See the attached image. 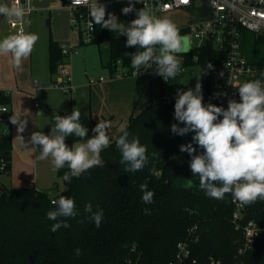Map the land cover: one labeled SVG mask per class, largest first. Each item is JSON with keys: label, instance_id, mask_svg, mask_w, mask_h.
<instances>
[{"label": "trees", "instance_id": "1", "mask_svg": "<svg viewBox=\"0 0 264 264\" xmlns=\"http://www.w3.org/2000/svg\"><path fill=\"white\" fill-rule=\"evenodd\" d=\"M126 39L97 27L92 43L108 49L109 60L102 59V63L112 72L119 61L124 68L132 69L131 54L140 49L126 47ZM242 49L251 64L264 67L263 37L243 30ZM49 54L50 72L54 75L62 55L52 39ZM194 55L197 63L192 61ZM217 55L212 43H206L184 54V64L199 67L204 105L211 103L226 109L218 97L211 95V76L222 66ZM8 102L0 94V103ZM174 104L152 103L131 116L122 129L129 132V140L136 138L147 148V163L139 171L125 172L128 164L120 163L122 153L116 140L121 130L101 152L105 166L73 177L70 183L64 181L65 189L55 197L35 188L0 186V264H172L178 243L191 236L197 241L191 243V257L184 264H210L211 259L221 264H264V200L244 205L243 223L256 222L261 231L241 259L238 250L244 243V234L233 223L234 199L230 193L222 200L213 199L200 188L199 176L190 170L191 156L181 152L180 145L192 143L196 154L203 149L193 142L195 133L180 136L171 131L173 124L184 127L174 118ZM92 120L94 125L99 122ZM79 139L68 136L65 143L72 147ZM11 151V137L4 135L0 152L6 167L0 174L11 170ZM67 170H58V177L62 179ZM141 184L154 192L152 203L142 201ZM61 195L75 201L77 215L49 220L47 213L56 209L52 199L58 200ZM88 204L93 212L103 211L99 228L91 213L85 211ZM65 219L70 227L50 230L54 223ZM77 248L80 255H76Z\"/></svg>", "mask_w": 264, "mask_h": 264}, {"label": "clouds", "instance_id": "2", "mask_svg": "<svg viewBox=\"0 0 264 264\" xmlns=\"http://www.w3.org/2000/svg\"><path fill=\"white\" fill-rule=\"evenodd\" d=\"M73 3H83L89 7L90 29L94 22L102 28L125 35L126 47L140 49L131 54L132 69H147L155 65L156 74L165 81L181 74L177 54L184 51L183 38L170 19L156 16L146 5L136 11L134 0H128V6L122 9V13L128 15L135 11L137 18L125 25L118 23L114 14L106 13V7L98 4L97 0L91 4L88 0H73ZM135 3H142V0H135ZM0 15L19 19L24 15V10L17 6L10 8L0 5ZM38 39L37 34L23 30L9 35L0 40V55L11 54L12 65L23 71L22 62L30 56ZM208 68L211 69L212 65L209 64ZM261 76L264 77V73ZM199 79L195 89L177 90L174 118L184 127L178 124L171 126V131L180 136L195 133L192 140L203 149L201 154H196L192 143L180 145V151L188 152L191 156L192 174L199 176V186L210 198L222 200L230 193L235 201L243 205L253 204L258 199L264 200V80L242 83L238 87L240 102L230 99L225 109L211 103L204 105ZM80 117L81 112L76 108L68 116L54 115L55 123L49 135L36 131L30 138V143L40 149L35 159L44 161L51 158L55 171L68 169L62 176L67 183L94 167H104L101 152L110 144L107 129L111 127V122L100 120L92 129L94 135L91 138L69 147L65 143L66 137L75 136L81 140L87 137L88 129L81 124ZM11 122L19 124L18 132L25 130V122L13 117ZM128 137L129 132L122 130V135L116 140V147L122 153L120 163L128 164L125 172H136L147 163V148L138 139L129 140ZM139 187L143 193L142 201L152 203L154 192L148 190L147 184ZM52 203L56 209L47 213L49 220L58 221L61 217L77 215L75 201L71 198L61 195ZM85 211L91 213L92 221L99 228L103 211L93 212L91 204L85 206ZM68 227L70 225L65 219L54 223L50 230L56 232ZM80 253L81 250L77 248L76 255Z\"/></svg>", "mask_w": 264, "mask_h": 264}, {"label": "crops", "instance_id": "3", "mask_svg": "<svg viewBox=\"0 0 264 264\" xmlns=\"http://www.w3.org/2000/svg\"><path fill=\"white\" fill-rule=\"evenodd\" d=\"M65 1L30 0L29 5L33 10L31 13L24 14L19 19L4 16L0 18V40L11 35L10 22L12 20L21 22L22 27L28 24L31 28L33 12H49L53 23L57 22L56 16H64L65 23L63 32L58 31L54 26L52 35L46 38V45H42V41H40L39 47H36L35 51L33 50L30 56L23 60V71L17 70L12 65L11 54L0 55V92L7 93L8 116L10 118V122L5 125L4 134L10 135L12 141L11 170L9 173L0 174V177L5 178L3 184L0 182V186L35 188L44 192L59 186L60 178L52 167L51 158L44 161L35 159L39 155L40 149L39 146L30 143V138L36 131L49 135L55 123L54 115L63 116V108L70 114L74 108L79 110L81 112L80 122L88 129L87 137L84 140L79 139L75 143H83L94 135L92 129L95 125L92 119L111 122V127L107 129L111 143L118 133L127 126L131 116L139 114L152 103L161 102L167 91L177 92L178 89L180 91L190 89L178 79L179 75L175 79H171L170 84L166 86L160 79L146 75L115 77L117 68L115 72L110 70L111 76L103 78L102 81L101 78L90 79L86 60L83 61L84 68L80 71L78 66L73 68L71 60L67 59L66 62L72 70L73 89L68 94L70 98H66L65 102L63 100L66 103L63 104L62 101H59V92L61 91L51 86L56 80V73L53 75L50 72L49 41L52 39L59 46L69 40L75 45L82 44L81 39L80 43L78 39L73 40L74 33L70 29L71 13L65 7ZM112 1L115 4L128 2V0ZM22 2L24 4L25 1ZM15 4V0H0V5L10 8ZM135 4L134 2V6ZM35 83L38 84L37 87H34ZM37 99L42 101L43 106L39 105ZM12 117L18 119L19 122H25L26 126L23 132H18L19 124H13ZM63 190H58V194Z\"/></svg>", "mask_w": 264, "mask_h": 264}, {"label": "built area", "instance_id": "4", "mask_svg": "<svg viewBox=\"0 0 264 264\" xmlns=\"http://www.w3.org/2000/svg\"><path fill=\"white\" fill-rule=\"evenodd\" d=\"M22 1L15 0V6L22 8L24 14L31 13L33 10L29 5L30 0H24V4ZM206 1L208 4L207 14L203 16L195 14V9L205 4ZM95 2V0H88L89 4ZM97 3L106 7V13L115 15L116 4L114 1L103 0L97 1ZM144 5L150 8L158 17L183 10L195 14L196 19L177 28L179 29L181 37L186 36L189 40L188 53L201 49L206 43H212L218 53H223V59L221 60L222 66L213 72L210 89L211 95L218 97L225 107H227L230 99L240 102L238 87L242 83L255 79L264 80V77L261 76V73H264V67L251 64L242 49L243 30L254 33L257 37L264 38V0H142V3L135 4V10L142 9ZM65 7L71 13V23L73 28L79 31L81 43H92L95 39L97 27L103 28L94 22L93 28H89V7L83 3L74 4L73 0H66ZM134 14L136 15L135 11ZM1 17L2 15H0ZM10 28L16 30V32L24 31L22 23L16 20L10 22ZM60 50L62 60L57 66L56 80L51 86L54 89L63 91L65 94H70L73 89V78L71 67L66 60L72 54H76L77 49L74 46L63 44L60 46ZM192 61L197 63L198 57L194 55ZM118 63L121 62L119 61ZM138 72L139 74L137 75ZM140 75L158 78L166 86L171 82V79L165 81L161 76L156 74L155 65L147 69L142 68L141 70L125 68L122 73L116 74L115 77ZM100 80L102 81L103 78ZM37 86L38 84L35 83L34 87ZM190 89H195V86ZM176 93V91H167L161 101L168 105L174 103L177 98ZM0 94L7 96L5 92H0ZM217 94L221 95L217 96ZM36 107H38V104H36ZM8 112V105L0 103V142L5 135L3 126L10 122ZM68 115H70L69 112L63 116ZM5 167L6 162L0 152V172L4 171ZM233 202L235 205L232 217L233 223L236 229L242 230L244 234V243L238 250V256L242 259L252 249L261 228L253 221L243 223L242 219L245 206L239 201L234 200ZM193 241H197V239L191 236L178 243L176 261L172 264H184L191 257V243ZM193 264H196V261H193ZM210 264L221 263L220 261L211 259ZM240 264L246 263L242 261Z\"/></svg>", "mask_w": 264, "mask_h": 264}, {"label": "rangeland", "instance_id": "5", "mask_svg": "<svg viewBox=\"0 0 264 264\" xmlns=\"http://www.w3.org/2000/svg\"><path fill=\"white\" fill-rule=\"evenodd\" d=\"M128 6V2L125 3H119L116 4V10H115V16L118 18V23H123L125 25H128L133 19H136L137 16L134 14V12L129 13L128 15H124L122 13V9L124 7ZM208 12V4L207 1L205 4L200 5L197 9H195L194 13L198 14L199 16L206 15ZM192 12H188L186 10L183 11H177V12H171L166 15L160 16L161 18H168L170 19L176 27L186 25L188 22L196 19L195 14ZM33 21H32V27L29 28L28 24L23 25L24 31L26 33H34L39 36L38 41L36 42L34 46V51L36 47H39L40 41L42 45H46V38H49L52 35V30L53 27L55 26L58 31L63 32L65 29V23H64V16H56V21L51 22V16L49 15V12L47 11H37L33 12ZM1 23V22H0ZM70 29L74 33V41L78 39L80 43L81 36L79 34V31L76 28H73L72 23L70 21ZM72 27V28H71ZM8 28V27H7ZM6 28V31L8 29ZM17 33L16 30L11 31V35ZM112 33L115 36H125L122 34H117L116 32L112 31ZM78 37V38H77ZM183 41L187 42L188 47H189V40L186 36H183ZM78 43V44H79ZM40 44V45H41ZM63 44L68 45V46H74L77 49L76 54H72L69 57V60L72 62V67L75 68V66H78L80 71L83 70L84 66V60L87 62V69H88V74L90 79H95L98 80L99 78H106L111 76L110 68L105 67L102 63V59L105 61L109 60V52L108 49L104 46L100 47L98 44L95 43H88V44H81L75 45L69 41H65ZM48 48V47H47ZM177 58L179 60V63L182 67V72L178 76V79L181 80L184 83V86L191 88L196 85L198 82L197 78H199V67H188L186 66L185 63V57L184 53L177 54ZM86 65V64H85ZM125 70V68L121 65V63H118L117 65V72L122 73ZM61 91V90H60ZM59 101H62L63 104L66 98H70L68 94H65L63 91L59 92ZM39 105L43 106L42 101L40 99H37ZM64 100V102H63ZM65 109L63 108V113L65 114ZM67 113V112H66ZM63 114V115H64ZM6 127L5 125L3 126V130L5 131ZM3 179L4 177H0V182L3 184ZM58 187H55L53 190L45 191L50 193V196H55L58 194V190H63L65 189V184L64 181L61 179L58 180Z\"/></svg>", "mask_w": 264, "mask_h": 264}, {"label": "water", "instance_id": "6", "mask_svg": "<svg viewBox=\"0 0 264 264\" xmlns=\"http://www.w3.org/2000/svg\"><path fill=\"white\" fill-rule=\"evenodd\" d=\"M64 4H66V1L64 2ZM183 47H184L183 53L184 54L188 53L189 52V47H188L187 42L183 41ZM217 59L220 60V61L223 59V53L222 52L218 53Z\"/></svg>", "mask_w": 264, "mask_h": 264}]
</instances>
